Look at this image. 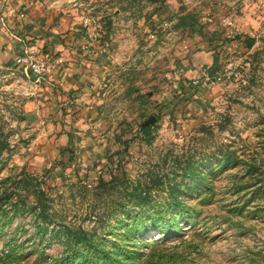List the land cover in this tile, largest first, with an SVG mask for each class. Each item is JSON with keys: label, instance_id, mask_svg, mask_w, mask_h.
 Here are the masks:
<instances>
[{"label": "rangeland", "instance_id": "obj_1", "mask_svg": "<svg viewBox=\"0 0 264 264\" xmlns=\"http://www.w3.org/2000/svg\"><path fill=\"white\" fill-rule=\"evenodd\" d=\"M50 1L1 28L87 82L0 66V264H264V0Z\"/></svg>", "mask_w": 264, "mask_h": 264}, {"label": "crops", "instance_id": "obj_2", "mask_svg": "<svg viewBox=\"0 0 264 264\" xmlns=\"http://www.w3.org/2000/svg\"><path fill=\"white\" fill-rule=\"evenodd\" d=\"M27 3V16L26 21H31L32 19L35 20L37 18H40L42 16L43 9L41 8V5L44 2H48V7L50 8V0H7L4 3V0H0V16L1 14H6L10 9L13 10V12L18 9L21 3ZM16 15V13L13 14V16ZM18 19V18H17ZM19 20V21H18ZM16 21H11L12 26L11 30L12 32H6L3 28L0 27V66L13 67L14 70H18V66H15V56L17 53L21 51L22 44L20 43V38L18 37L20 32L24 29V26L20 22V19ZM82 27L85 29L84 24L82 23ZM82 29V28H81ZM83 30V29H82ZM82 36V35H81ZM21 37V36H20ZM19 39V41L17 40ZM35 50L40 51V44L37 45H30ZM50 46V45H49ZM58 49L57 45L50 46V53L56 54V50ZM40 55H43L44 53H39ZM45 54L48 55L47 52ZM57 57H61L64 60L63 65H61L63 68L62 71L58 73L59 70H55L52 74L58 82L63 83L65 86H74L75 83H85L87 82L86 78V72L82 68H79V55L78 53L73 49L66 47L62 50L61 53L58 55H55ZM66 61H69V63H65ZM77 67L75 69H72V67ZM59 69V68H58ZM69 69V70H68ZM95 71V70H94ZM97 75L99 73H94L91 75V77L95 80H97Z\"/></svg>", "mask_w": 264, "mask_h": 264}, {"label": "built area", "instance_id": "obj_3", "mask_svg": "<svg viewBox=\"0 0 264 264\" xmlns=\"http://www.w3.org/2000/svg\"><path fill=\"white\" fill-rule=\"evenodd\" d=\"M21 16H23L22 13ZM88 20L89 19H86L84 21L85 26L88 24ZM0 27L5 28L3 22H0ZM63 61L61 57L52 58L48 55L36 54L25 45L23 49L16 54L14 59L15 64L20 66L27 75L33 77L35 81L52 74L56 65H62Z\"/></svg>", "mask_w": 264, "mask_h": 264}, {"label": "trees", "instance_id": "obj_4", "mask_svg": "<svg viewBox=\"0 0 264 264\" xmlns=\"http://www.w3.org/2000/svg\"><path fill=\"white\" fill-rule=\"evenodd\" d=\"M207 71H208L209 75H211V76H215L216 75L215 71L213 69H211L210 66L207 67Z\"/></svg>", "mask_w": 264, "mask_h": 264}]
</instances>
